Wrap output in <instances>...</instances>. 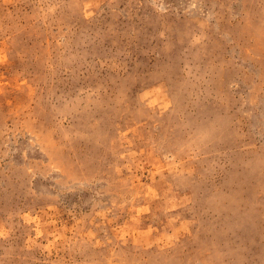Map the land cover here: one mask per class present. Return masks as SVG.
Listing matches in <instances>:
<instances>
[{"label": "rangeland", "instance_id": "obj_1", "mask_svg": "<svg viewBox=\"0 0 264 264\" xmlns=\"http://www.w3.org/2000/svg\"><path fill=\"white\" fill-rule=\"evenodd\" d=\"M0 264H264V0H0Z\"/></svg>", "mask_w": 264, "mask_h": 264}]
</instances>
